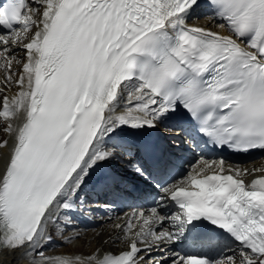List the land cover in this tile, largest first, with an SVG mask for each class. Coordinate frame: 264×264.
Returning <instances> with one entry per match:
<instances>
[{"label": "snow or ice", "instance_id": "snow-or-ice-1", "mask_svg": "<svg viewBox=\"0 0 264 264\" xmlns=\"http://www.w3.org/2000/svg\"><path fill=\"white\" fill-rule=\"evenodd\" d=\"M205 15L214 27L189 23ZM0 70V131L10 137L0 139V254L27 264H264V168L201 156L162 179L134 163L138 138L164 135L159 126L181 110L205 145L264 151V0H0ZM125 154L122 174L97 179L118 187L131 176L154 195L148 214L115 225L124 248L46 254L50 227L70 226L61 216L93 173ZM220 239L228 251L209 254Z\"/></svg>", "mask_w": 264, "mask_h": 264}, {"label": "bare ground", "instance_id": "bare-ground-1", "mask_svg": "<svg viewBox=\"0 0 264 264\" xmlns=\"http://www.w3.org/2000/svg\"><path fill=\"white\" fill-rule=\"evenodd\" d=\"M200 20L197 21V18H193L192 20L189 21L190 24H196V25H203V26H207V27H214V25L210 24L208 21L207 16H203L199 18ZM19 54V53H16ZM3 74L0 75V79H2ZM14 88L11 89H7L6 93L10 94L13 93ZM160 131L164 133V135H162L165 140H167L168 142H172L174 140V136L176 134H179V130H175V129H171L168 128V124H161L159 126ZM5 139H10V137H8L6 135ZM148 139V137H147ZM128 155L125 154L124 159H118V162L121 163L120 165L125 168L123 161L125 159H128ZM134 163H136L134 161ZM240 168H248V169H253V168H264V157L258 158L256 160H250L248 162H245L241 165H239ZM3 167L2 161H0V168ZM100 170V169H99ZM103 173V172H102ZM101 173V174H102ZM100 174V176H101ZM101 190V187H99V192ZM97 195V192L92 193V197H95ZM93 205H99V202L95 203V204H91V206ZM133 213V209H126L123 212H121L120 214H117L115 219V224H123L125 222V220H127L131 214ZM146 214H148L147 212H145ZM109 221H113L110 220L107 217H104L102 220L100 221H95V226L92 228H84L82 227V229L80 230L79 235H74L73 234V225L71 224L70 226L64 227V228H58V237H63V236H67L68 238H70L69 240H67L65 242V244H69V246L67 247H59L57 250L58 253H75L78 255H88L90 253H92L97 246L101 243L103 235L101 233H106L109 237V242L110 244H113L111 242H113V240H116L117 237H122L123 236V232L120 229H117L115 227V225L111 226V224L109 223ZM114 222V221H113ZM103 223V224H102ZM99 224H102L101 229H104L103 232H97L98 228H96ZM62 233V234H61ZM57 241H59L58 238H56ZM118 240V239H117ZM123 245L124 243L119 240ZM125 246V245H124ZM124 246L122 248H124ZM119 249L118 252L120 250ZM0 264H27V261L25 260H19V259H13L11 255L8 254H0Z\"/></svg>", "mask_w": 264, "mask_h": 264}, {"label": "rangeland", "instance_id": "rangeland-1", "mask_svg": "<svg viewBox=\"0 0 264 264\" xmlns=\"http://www.w3.org/2000/svg\"><path fill=\"white\" fill-rule=\"evenodd\" d=\"M200 19H198L197 21H199ZM109 223L111 224V226L113 225H116L115 224V221H109ZM103 224V223H102ZM102 224H99L96 228H98L97 232H103L104 229H101V226ZM103 235V238H102V241L101 243L97 246V248H99L101 251H113V252H117L119 249H121L124 245L119 241V240H113V244H110L109 242V237L107 235V232L106 233H101ZM69 246V244H63V245H60V248L61 247H67ZM96 248V249H97ZM123 249V248H122Z\"/></svg>", "mask_w": 264, "mask_h": 264}]
</instances>
